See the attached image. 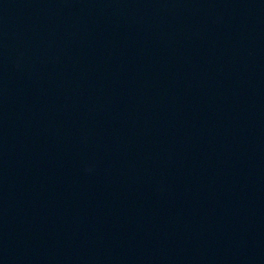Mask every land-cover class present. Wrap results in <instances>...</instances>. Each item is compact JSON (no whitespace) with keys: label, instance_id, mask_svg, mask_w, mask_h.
<instances>
[{"label":"water","instance_id":"obj_1","mask_svg":"<svg viewBox=\"0 0 264 264\" xmlns=\"http://www.w3.org/2000/svg\"><path fill=\"white\" fill-rule=\"evenodd\" d=\"M0 264H264V0H0Z\"/></svg>","mask_w":264,"mask_h":264}]
</instances>
